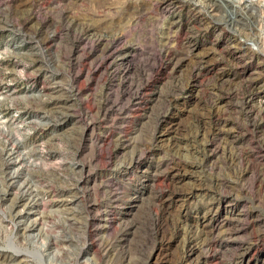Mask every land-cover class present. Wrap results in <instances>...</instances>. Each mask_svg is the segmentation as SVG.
Masks as SVG:
<instances>
[{
	"label": "rangeland",
	"instance_id": "obj_1",
	"mask_svg": "<svg viewBox=\"0 0 264 264\" xmlns=\"http://www.w3.org/2000/svg\"><path fill=\"white\" fill-rule=\"evenodd\" d=\"M0 264H264V0H0Z\"/></svg>",
	"mask_w": 264,
	"mask_h": 264
}]
</instances>
